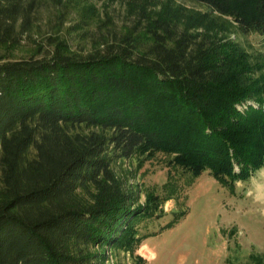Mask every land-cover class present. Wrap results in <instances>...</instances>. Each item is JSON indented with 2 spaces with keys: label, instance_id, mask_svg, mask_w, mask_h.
I'll return each mask as SVG.
<instances>
[{
  "label": "trees",
  "instance_id": "1",
  "mask_svg": "<svg viewBox=\"0 0 264 264\" xmlns=\"http://www.w3.org/2000/svg\"><path fill=\"white\" fill-rule=\"evenodd\" d=\"M191 1L214 15L201 29L147 14L90 53L49 38L0 62V264H107L205 172L235 195L264 168V55L237 39L264 37V0ZM41 4L0 0V47L22 45ZM157 154L168 181L141 204L116 166Z\"/></svg>",
  "mask_w": 264,
  "mask_h": 264
},
{
  "label": "rangeland",
  "instance_id": "2",
  "mask_svg": "<svg viewBox=\"0 0 264 264\" xmlns=\"http://www.w3.org/2000/svg\"><path fill=\"white\" fill-rule=\"evenodd\" d=\"M30 36L18 48L0 47V62L26 58L49 38L64 40L70 50L86 54L105 42L116 43L128 30L146 24L143 15L174 16L192 29L214 17L210 7L191 0H41ZM233 39L236 37L233 36ZM251 52L264 55V37L240 36ZM166 158L157 154L139 169L138 160L120 162L116 172L131 187L162 195L168 181ZM181 188L188 178L177 177ZM236 194L221 186L207 171L191 187L163 206V215L144 216L135 224L142 242L134 252L117 250L107 264H264V168L249 182L237 183ZM163 196V195H162ZM182 213H185L182 216ZM169 224H174L168 228Z\"/></svg>",
  "mask_w": 264,
  "mask_h": 264
}]
</instances>
